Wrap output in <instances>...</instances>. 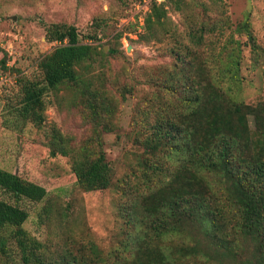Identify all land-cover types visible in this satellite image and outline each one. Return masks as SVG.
Returning <instances> with one entry per match:
<instances>
[{"label":"rangeland","instance_id":"374dc122","mask_svg":"<svg viewBox=\"0 0 264 264\" xmlns=\"http://www.w3.org/2000/svg\"><path fill=\"white\" fill-rule=\"evenodd\" d=\"M154 3L162 4L167 16L166 33L159 30L160 41L145 34L144 21ZM51 24L74 26L86 42L105 53L89 72L77 67L94 84L103 83L118 105L111 121L113 129L97 128L101 149L113 171L111 185L105 190L82 191L76 185L69 159L49 154L48 138L53 128L76 147L94 135V126L83 119L74 104L72 90L60 88L47 94L40 126L20 114L19 87L14 77L41 80L39 62L57 46L45 38V29ZM245 24L255 47L246 41L242 30ZM213 26L224 27L223 35L201 30ZM231 38L238 43L232 54L239 60L241 81L232 86L230 96L255 107L264 102V0H0V57L6 55L7 60V70L0 71V168L47 192L42 202H20L29 214L24 229L52 254H79V249L93 246L101 255H109V264H113L111 257L121 254L130 258L139 243L137 237L145 228L151 231L154 218L147 212L144 197L155 181L151 185L146 182L139 166L141 158L149 157L138 142L148 134L139 131L142 123L147 124L144 113L152 105H160V93L170 99L164 108L169 112L175 108L172 96L163 88L170 81L178 92L174 97L177 110H191L186 99L197 83L214 81L219 69L231 65L226 50L221 48ZM111 49L118 53L111 55ZM216 53L219 63H215ZM223 85L226 89L229 84ZM123 86L133 87V93L125 94V99L119 93ZM152 115L154 120V112ZM249 122L254 130L252 117ZM95 151H99L97 146ZM195 241L197 253L207 252L213 264L254 260L251 241H239L235 256L219 258L215 254L225 250H218L195 228L170 238L167 244L172 264L173 253ZM125 243L128 249L123 252ZM192 262L203 264L201 254L186 256L181 263Z\"/></svg>","mask_w":264,"mask_h":264},{"label":"trees","instance_id":"16d2710c","mask_svg":"<svg viewBox=\"0 0 264 264\" xmlns=\"http://www.w3.org/2000/svg\"><path fill=\"white\" fill-rule=\"evenodd\" d=\"M166 19L164 6L154 3L144 21L149 39L160 41L159 30L166 33ZM247 26L242 29L246 41L255 47ZM201 30L223 35L224 27ZM45 38L58 45L39 62L41 80L16 79L20 114L40 126L47 94L60 88L72 90L74 104L83 119L94 126V135L76 147L70 138L53 128L48 138L49 154L69 159L76 185L82 191L105 190L111 185L113 171L101 149L97 128L113 129L111 121L118 105L103 83L96 85L77 71L79 67L89 72L105 53L86 42L72 25L51 24L45 29ZM236 47L238 43L232 38L223 44L221 48L226 50L231 65L219 69L214 81L197 83L186 99L191 110H177L174 97L178 92L174 83L166 81L163 88L172 96L175 108L170 112L165 109L164 104L170 99L160 93V105H152L144 113L147 124L142 123L139 131L148 134L145 139L138 138V142L149 157L141 158L139 166L146 182L151 185L155 181L144 197L147 212L154 216L150 227L153 232L142 230L130 258L123 254L111 257L113 264H172L167 244L170 238L181 237L195 228L218 250H225L215 254L219 258L235 256V245L249 240L254 260L246 264H264V102L252 107L231 98L232 86L241 81L237 72L239 60L232 54ZM109 53L115 55L118 50L111 49ZM215 57V63H219L218 53ZM5 70L7 60L3 55L0 71ZM225 83L229 84L226 89ZM119 93L125 99V94L133 93V87L123 86ZM250 117L254 130L250 128ZM152 121L158 123L153 125ZM96 146L99 151H95ZM46 197L42 186L0 168V264H109V255H101L93 246L79 249V254H52L24 229L29 214L20 202L39 203ZM197 243L180 248L178 253L176 250L174 264H182L184 257L198 254L203 264H213L207 252L197 253ZM127 249L125 243L123 252Z\"/></svg>","mask_w":264,"mask_h":264},{"label":"built area","instance_id":"2783aa9c","mask_svg":"<svg viewBox=\"0 0 264 264\" xmlns=\"http://www.w3.org/2000/svg\"><path fill=\"white\" fill-rule=\"evenodd\" d=\"M146 1H148V0H144V2H146ZM55 43H57V42H55ZM57 45H58V43H57ZM14 78H15V81H14V83H15L17 77H14ZM1 80H3V79H1Z\"/></svg>","mask_w":264,"mask_h":264}]
</instances>
